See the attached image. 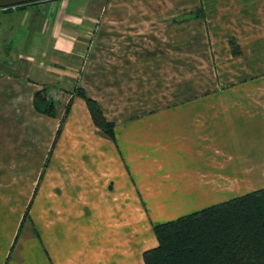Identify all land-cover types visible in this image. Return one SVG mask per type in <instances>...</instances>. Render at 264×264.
Wrapping results in <instances>:
<instances>
[{"label":"crops","instance_id":"1","mask_svg":"<svg viewBox=\"0 0 264 264\" xmlns=\"http://www.w3.org/2000/svg\"><path fill=\"white\" fill-rule=\"evenodd\" d=\"M263 187L264 0H0V264H144L154 224Z\"/></svg>","mask_w":264,"mask_h":264},{"label":"trees","instance_id":"2","mask_svg":"<svg viewBox=\"0 0 264 264\" xmlns=\"http://www.w3.org/2000/svg\"><path fill=\"white\" fill-rule=\"evenodd\" d=\"M231 48L234 54L240 51L234 41ZM72 93L84 99L94 124L113 138V123L104 118L96 100L77 85ZM33 107L39 113L56 116L58 100L42 88L33 94ZM68 110L69 103L53 143ZM48 158L49 155L44 168ZM27 215L26 209L19 229ZM152 228L157 244L142 252L144 264H264V187L154 224Z\"/></svg>","mask_w":264,"mask_h":264},{"label":"rangeland","instance_id":"3","mask_svg":"<svg viewBox=\"0 0 264 264\" xmlns=\"http://www.w3.org/2000/svg\"><path fill=\"white\" fill-rule=\"evenodd\" d=\"M64 114V110H63V113H62V115ZM61 115V116H62ZM60 116V117H61ZM250 191H252V190H250ZM246 192H249V191H235V196H238V195H241V194H243V193H246ZM202 208H204V207H202ZM201 209V208H200ZM199 210V209H198ZM194 211H196V210H194ZM180 216V215H179ZM19 237V236H18Z\"/></svg>","mask_w":264,"mask_h":264},{"label":"flooded vegetation","instance_id":"4","mask_svg":"<svg viewBox=\"0 0 264 264\" xmlns=\"http://www.w3.org/2000/svg\"><path fill=\"white\" fill-rule=\"evenodd\" d=\"M23 4H26V3H25V2H23V3H22V5H23ZM9 7H10V6H8V7H4V8H9Z\"/></svg>","mask_w":264,"mask_h":264}]
</instances>
